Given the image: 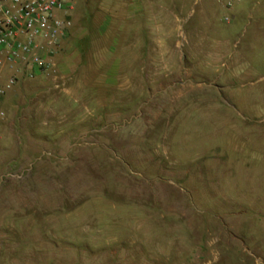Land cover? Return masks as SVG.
<instances>
[{"label":"rangeland","instance_id":"374dc122","mask_svg":"<svg viewBox=\"0 0 264 264\" xmlns=\"http://www.w3.org/2000/svg\"><path fill=\"white\" fill-rule=\"evenodd\" d=\"M57 54L2 103L0 264H264V0H90Z\"/></svg>","mask_w":264,"mask_h":264},{"label":"built area","instance_id":"2783aa9c","mask_svg":"<svg viewBox=\"0 0 264 264\" xmlns=\"http://www.w3.org/2000/svg\"><path fill=\"white\" fill-rule=\"evenodd\" d=\"M76 1L0 0V127L15 86L54 67L50 57L73 26ZM234 1L218 0L227 7Z\"/></svg>","mask_w":264,"mask_h":264},{"label":"crops","instance_id":"0c3cea01","mask_svg":"<svg viewBox=\"0 0 264 264\" xmlns=\"http://www.w3.org/2000/svg\"><path fill=\"white\" fill-rule=\"evenodd\" d=\"M85 4L86 5L90 4V0H77L76 1V7H77V9L81 8V6L82 5H85ZM76 18H77V15H76ZM76 18H75V15H74V19H76ZM64 56H65L64 58H66V55H64ZM58 59H59V55L58 54L57 55H54V56L52 55L50 57V60L54 64V67L50 68L49 70H53V71L56 70V71H59V72L63 73L62 75H59V76L56 75V78L54 80L55 82H57L58 78L59 79H65L66 78V71H68V69H71L70 63H68V62L67 63H59V62H57ZM105 62L106 63H109L108 59H106ZM75 69L76 68H74V70ZM104 85L110 86V83H107V84H104ZM122 85L129 86L130 85L129 84V78L126 79L125 83H123ZM242 163L243 164L241 166V171L238 173V178L235 179L234 193L233 194L230 193L228 195V197H227V195H225L224 192L231 191L233 188L229 190V188L227 186L225 187L224 183L222 182V177L219 176V175L217 176V174H216L217 172L213 170V166H211L210 164H207L206 167L203 170L204 174H205V172L208 173V174L209 173L211 174L213 172L212 174H214L208 180H206V178L203 175V181L204 182L205 181H209V182L210 181H214L215 180L214 179L215 176H217L216 177L217 178L216 180H217V182L221 186V189L219 190V196H220V198H222L223 195H224L223 198L225 199V205L230 206V209L231 210H229L228 212H229V215H230L231 219L234 222V225H236V226H233V227L234 228H237V229L239 228L241 230L245 229L244 228V225H245L244 222L247 219L244 216L246 214H248L247 213L248 212L247 211L248 208H249V210L251 212L252 211L255 212V209H256V205H255L254 201H253V203L252 202L251 203L250 202L248 203V201H247V196L248 195L246 193V192H248V190H251V191H254V192L256 191V189L252 185L254 183L253 174L250 173V169H249L250 166H251V162H249V161H243ZM218 174H220V173H218ZM242 182L244 184H246V186H248L249 184H251V185H250V187L248 186L247 188L246 187L243 188V186L240 185ZM222 184H223V187H222ZM225 197H227L230 200L227 199L228 200L227 201ZM247 204H249V207L247 206ZM248 226H250V225H248ZM250 230L253 231L251 228H250Z\"/></svg>","mask_w":264,"mask_h":264}]
</instances>
